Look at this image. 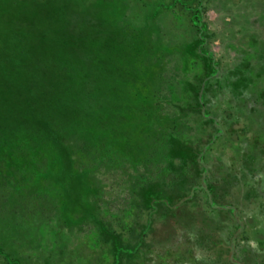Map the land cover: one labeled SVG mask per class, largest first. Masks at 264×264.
<instances>
[{
    "label": "rangeland",
    "instance_id": "374dc122",
    "mask_svg": "<svg viewBox=\"0 0 264 264\" xmlns=\"http://www.w3.org/2000/svg\"><path fill=\"white\" fill-rule=\"evenodd\" d=\"M0 42V264H264V0H0Z\"/></svg>",
    "mask_w": 264,
    "mask_h": 264
},
{
    "label": "trees",
    "instance_id": "16d2710c",
    "mask_svg": "<svg viewBox=\"0 0 264 264\" xmlns=\"http://www.w3.org/2000/svg\"><path fill=\"white\" fill-rule=\"evenodd\" d=\"M1 47H2V46H1V42H0V55H1V53H2Z\"/></svg>",
    "mask_w": 264,
    "mask_h": 264
},
{
    "label": "bare ground",
    "instance_id": "6f19581e",
    "mask_svg": "<svg viewBox=\"0 0 264 264\" xmlns=\"http://www.w3.org/2000/svg\"><path fill=\"white\" fill-rule=\"evenodd\" d=\"M50 31H51V29H50Z\"/></svg>",
    "mask_w": 264,
    "mask_h": 264
}]
</instances>
